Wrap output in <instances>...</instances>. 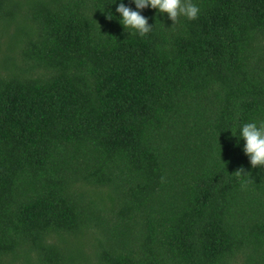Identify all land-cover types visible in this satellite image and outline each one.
<instances>
[{
    "label": "trees",
    "instance_id": "1",
    "mask_svg": "<svg viewBox=\"0 0 264 264\" xmlns=\"http://www.w3.org/2000/svg\"><path fill=\"white\" fill-rule=\"evenodd\" d=\"M113 2L0 0V264H264V0Z\"/></svg>",
    "mask_w": 264,
    "mask_h": 264
},
{
    "label": "clouds",
    "instance_id": "2",
    "mask_svg": "<svg viewBox=\"0 0 264 264\" xmlns=\"http://www.w3.org/2000/svg\"><path fill=\"white\" fill-rule=\"evenodd\" d=\"M131 3L135 5L134 9L124 0H119L115 11L119 13V21L125 30L139 36H145L152 31L153 26L142 14V10L149 7L158 10L160 14L166 13L174 23L179 17L195 20L200 13L199 6L193 0H131ZM231 131L238 138L237 143L240 139L244 141L243 152L250 165L253 168L264 166V120L244 122ZM240 171L243 173V170Z\"/></svg>",
    "mask_w": 264,
    "mask_h": 264
}]
</instances>
